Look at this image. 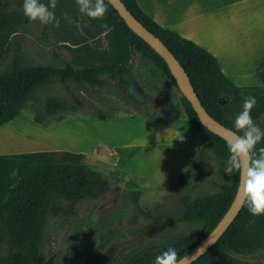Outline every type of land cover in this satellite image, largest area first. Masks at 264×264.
<instances>
[{
  "label": "trees",
  "instance_id": "16d2710c",
  "mask_svg": "<svg viewBox=\"0 0 264 264\" xmlns=\"http://www.w3.org/2000/svg\"><path fill=\"white\" fill-rule=\"evenodd\" d=\"M134 18L157 37L184 68L206 112L224 127L242 134L234 127L236 116L242 111L243 100L252 95L257 99L251 110L254 123L264 130V61L254 71L258 83L254 87H238L221 71L217 60L197 44L162 28L138 6L136 0H120ZM49 3V0H41ZM107 11L103 19H89L79 13L75 0H57L54 11L60 26L67 25L85 33L91 40L103 35L105 48L84 45L86 37L79 40L88 59L81 63L40 64L27 62L22 55L20 33L31 27L41 30L44 37L55 38L58 27L29 20L23 11L0 12V126L6 125L22 111L29 109L33 124L48 128L63 118L78 113V106L68 103L75 92L88 86H111L112 94L123 102L139 103L129 94L136 78L133 72L135 53L149 61L174 84L167 65L159 55L125 25L117 12L105 0ZM68 13L75 23L63 18ZM107 23L112 29L105 32ZM54 86L70 93L65 97L48 94ZM47 93V94H46ZM71 94V95H70ZM181 94V93H180ZM182 96V95H181ZM221 100L224 104H221ZM181 105L191 130L199 138L197 159L212 154L227 162L228 143L210 133L199 121L190 103L182 96ZM150 119V118H149ZM264 147V137L256 150ZM194 170L186 169L168 182V185L186 184ZM231 185L213 196H200L186 205L176 216L177 224L198 226L195 234L180 237L152 247L134 256L127 264H155L157 255L174 248L183 257L199 244L217 225L229 208L237 191L239 177L232 174ZM110 185L107 177L84 164L34 163L10 191L0 205V264H46L43 257L44 237L51 219L60 217L80 199L98 200L107 195ZM141 192L132 193L134 208L146 218L148 211L139 205ZM252 257L254 261L238 257ZM193 264H264V214L253 216L244 204L233 223L203 256Z\"/></svg>",
  "mask_w": 264,
  "mask_h": 264
},
{
  "label": "rangeland",
  "instance_id": "374dc122",
  "mask_svg": "<svg viewBox=\"0 0 264 264\" xmlns=\"http://www.w3.org/2000/svg\"><path fill=\"white\" fill-rule=\"evenodd\" d=\"M22 5L23 0H0V12L23 11ZM86 28L96 36L97 45L105 48L104 36H98L92 27ZM79 34L86 37L82 31L76 32L64 25L58 27L54 39L46 38L40 29L31 27L19 36L23 58L34 65L81 63L88 59L84 45H94L95 41L87 36L83 45ZM132 59L136 88L144 100L143 106L121 101L112 94L110 85L88 86L68 98V103L79 107L78 113L48 128L33 124L29 109L20 114V119L29 120L32 125L26 127L33 144L31 148H37L36 153L41 154L40 157L31 154V165L84 164L102 172L110 185L109 193L103 198L80 199L60 217L50 220L43 246L46 264H127L134 256L152 247L195 234L199 227L175 223L177 214L197 197L213 196L232 183V175L225 173L226 163L212 154L185 165L184 159H177L162 170L163 174L159 170L144 172L122 167L126 160L120 145L129 141L133 144L132 140L142 135L136 128L137 120L152 118L166 124L171 117H185L182 96L176 85L139 54L135 53ZM67 92L61 86H54L48 94L65 97L71 91ZM90 119L107 124V127L93 125ZM130 119L135 123L129 124ZM123 123L136 129L127 131ZM95 134L107 136L116 151L96 138L93 140ZM16 143L14 145L19 147L20 142ZM198 147L199 138L194 158ZM136 154L129 158L128 164L140 155L145 158L156 156L147 151ZM7 160H0V170ZM20 168L15 169V173ZM188 168L194 172L186 184L168 185ZM135 191L141 192L139 205L150 213L149 218L134 208L132 193ZM238 258L254 261L248 256Z\"/></svg>",
  "mask_w": 264,
  "mask_h": 264
},
{
  "label": "crops",
  "instance_id": "0c3cea01",
  "mask_svg": "<svg viewBox=\"0 0 264 264\" xmlns=\"http://www.w3.org/2000/svg\"><path fill=\"white\" fill-rule=\"evenodd\" d=\"M138 6L159 26L197 44L218 62L222 73L238 87H254L256 67L264 61V0H136ZM21 115L0 126V160L8 158L0 170V205L13 187L31 167L32 140L26 127L29 120ZM91 120V119H90ZM89 120V121H90ZM129 120V119H127ZM91 124L107 127V124ZM134 121H129V124ZM126 130L134 126L123 123ZM142 133L133 144L120 145L127 170L163 172L175 160L184 159V165L195 156L198 137L191 130L186 117H171L166 124L155 119L136 121ZM135 128V129H136ZM96 141L115 148L110 139L94 135ZM7 141H9L7 143ZM6 142V143H5ZM20 142L18 145L14 143ZM17 144V143H16ZM16 147V148H15ZM33 150V151H32ZM116 151V148H115ZM151 152L156 156L145 158L136 152ZM131 154V155H130ZM152 154V155H153ZM143 155V154H142ZM130 158V159H129ZM129 165V166H128ZM15 173V169H19ZM157 168V170H156ZM163 174V173H161Z\"/></svg>",
  "mask_w": 264,
  "mask_h": 264
},
{
  "label": "clouds",
  "instance_id": "9594fccd",
  "mask_svg": "<svg viewBox=\"0 0 264 264\" xmlns=\"http://www.w3.org/2000/svg\"><path fill=\"white\" fill-rule=\"evenodd\" d=\"M79 13L89 19H103L107 11L105 0H75ZM57 0L42 3L41 0H23V13L31 21H39L43 25L60 26V19L54 14ZM63 18L69 23H75L68 13ZM76 27L80 30L79 23ZM105 32L112 29L107 23L101 25ZM255 96L248 95L243 100L242 111L236 116L234 127L240 133L232 138L227 148L229 157L225 173L231 175L234 171L239 177V191L244 204L253 216L264 214V147L256 150V145L264 137V130L258 127L252 117L251 110L256 106ZM155 264H184V258L178 257L174 248H168L155 258Z\"/></svg>",
  "mask_w": 264,
  "mask_h": 264
},
{
  "label": "water",
  "instance_id": "95a60500",
  "mask_svg": "<svg viewBox=\"0 0 264 264\" xmlns=\"http://www.w3.org/2000/svg\"><path fill=\"white\" fill-rule=\"evenodd\" d=\"M106 1L117 12L119 17L129 28V30L132 31L141 40H143L151 49H153L159 55V57H161V59H163L175 82L178 91L190 103L200 123L210 133L223 139L226 143L231 142L232 138L238 134L235 131L224 127L206 112L184 68L180 65L179 61L169 51V49L157 37L150 33L140 22H138L134 18V16L130 14V12L126 9L125 5L120 0ZM136 87L137 83L133 82L132 85L129 87V94L139 103H143L144 100ZM221 104H224L222 100ZM243 205L244 202L242 200L238 185L233 201L231 202L229 208L224 213L217 225L203 240L199 242L198 245H196L193 249H191L186 255L182 257L184 258V264H193L207 251H209L210 248L218 242V240L223 236V234L233 223L234 219L240 213Z\"/></svg>",
  "mask_w": 264,
  "mask_h": 264
},
{
  "label": "bare ground",
  "instance_id": "6f19581e",
  "mask_svg": "<svg viewBox=\"0 0 264 264\" xmlns=\"http://www.w3.org/2000/svg\"><path fill=\"white\" fill-rule=\"evenodd\" d=\"M9 141H7V143H8ZM6 143V142H5Z\"/></svg>",
  "mask_w": 264,
  "mask_h": 264
}]
</instances>
